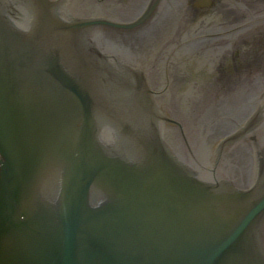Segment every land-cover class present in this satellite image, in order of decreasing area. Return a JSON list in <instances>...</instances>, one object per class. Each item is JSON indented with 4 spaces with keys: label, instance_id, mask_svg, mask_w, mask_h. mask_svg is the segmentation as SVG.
<instances>
[{
    "label": "water",
    "instance_id": "95a60500",
    "mask_svg": "<svg viewBox=\"0 0 264 264\" xmlns=\"http://www.w3.org/2000/svg\"><path fill=\"white\" fill-rule=\"evenodd\" d=\"M56 5L0 0V264H264V189L201 179Z\"/></svg>",
    "mask_w": 264,
    "mask_h": 264
},
{
    "label": "flooded vegetation",
    "instance_id": "af4514ba",
    "mask_svg": "<svg viewBox=\"0 0 264 264\" xmlns=\"http://www.w3.org/2000/svg\"><path fill=\"white\" fill-rule=\"evenodd\" d=\"M70 1L69 7L73 13L84 8L80 12H107L109 15H119L121 19H127L137 15L149 0H94L95 3L87 5L85 2L89 0ZM250 2L260 13L264 12V0H161L156 10L157 23L147 26V30L163 29L158 45H163L164 52L160 54L157 69L151 70L152 75L159 69L165 71L163 62L166 65L171 63V66L177 68L178 75L185 72L189 79L204 84L203 82L216 73L213 64H217L222 57L218 55L233 48L252 46L250 43L245 44L242 36L249 41L255 38L258 35L256 28L264 24V18L259 19L262 15L257 13L249 15L248 19L234 20L233 12L238 7L252 11ZM227 13L229 15L225 21L218 19ZM244 21L248 23L245 28H233ZM187 49L193 51L184 60ZM188 59L199 65L197 71L187 63Z\"/></svg>",
    "mask_w": 264,
    "mask_h": 264
},
{
    "label": "rangeland",
    "instance_id": "374dc122",
    "mask_svg": "<svg viewBox=\"0 0 264 264\" xmlns=\"http://www.w3.org/2000/svg\"><path fill=\"white\" fill-rule=\"evenodd\" d=\"M262 54H263V50H261V52H259V54H258V56H261L262 57ZM259 61H260V59H257V60H255L254 62V66L255 65H257L258 63H259ZM251 63V62H250ZM249 63V64H250ZM252 66V65H251ZM247 67H249V66H247ZM241 72V70H237V72L235 71V73L233 74V75H231V76H233L234 78L236 77V73H240ZM231 76L230 77H228V78H225L223 81H219V85H221V84H223V83H229L230 82V80L232 79L231 78ZM237 81H241L242 79H236ZM232 81V80H231ZM248 80H245V81H243V82H247ZM242 82V83H243ZM233 85V84H232ZM231 85V83L229 84V86H228V88L229 87H231L232 86ZM215 88H216V91H220V90H222V89H220V88H218V83H217V81L215 82ZM214 97L213 96H210L209 98H207V102H209L208 100H211V99H213ZM205 104H207V103H205ZM205 104H203V105H198L197 107H196V111L194 110L193 112H192V114H193V118H191V117H183L184 118V123H185V130H186V132H187V134H188V138H189V140L194 144V145H199V143H200V147L199 148H201L202 146L201 145H203V143H204V141L205 140H207L209 143H207L206 144V146L204 145L203 146V149H206V148H209V149H211V148H213V146L211 145L212 144V142H216V135H214L213 136V139H211L210 141L208 140L209 139V135H207L206 133H207V131H208V129L210 128V127H204V128H202V129H200V131H199V129H197L196 128V117H195V115L196 116H199V115H201L202 113H200V112H203V110H204V106H205ZM172 108H173V114L175 115V116H178V117H182V114H181V112H179L174 106H172ZM228 114H229V118H228V116H226L225 114H224V118L227 120V121H229V125L232 127L233 126V122H235V126L234 127H236V126H238V121H239V119H236L235 120V116L234 115H237V112H234V113H230V112H228ZM235 120V121H234ZM233 127V128H234ZM233 128H231L230 130H232ZM211 129L213 130V131H217V128L216 127H214V128H212L211 127ZM215 129V130H214ZM218 133V132H217ZM177 138H178V142H179V144L181 145V147L182 148H185V146H184V144H183V142H182V139H181V137H180V134L179 133H177V136H176ZM176 138V139H177ZM210 142H211V144H210ZM237 147V146H236ZM235 147V148H236ZM238 148L239 147H237V150H238ZM230 156H232V154H230ZM227 157V162L228 163H230L228 160L230 159L228 156H226ZM230 170H231V166H230ZM232 171H234V172H236V174H237V176L239 175V172H241V170L239 169V168H235V169H233L232 168Z\"/></svg>",
    "mask_w": 264,
    "mask_h": 264
},
{
    "label": "bare ground",
    "instance_id": "6f19581e",
    "mask_svg": "<svg viewBox=\"0 0 264 264\" xmlns=\"http://www.w3.org/2000/svg\"><path fill=\"white\" fill-rule=\"evenodd\" d=\"M246 116H247V114L244 115V118ZM251 136H254V140L258 141L257 143L261 144L262 140L264 141V110L261 112L259 123L255 125V127L253 128L251 134L248 137L251 138ZM248 145H250V146L253 145L254 146V145H256V142L251 143V142L245 140L243 146L247 147ZM247 156L249 157L248 159L251 162L250 155L247 154ZM251 172L252 171L250 169L247 170V173H251Z\"/></svg>",
    "mask_w": 264,
    "mask_h": 264
}]
</instances>
